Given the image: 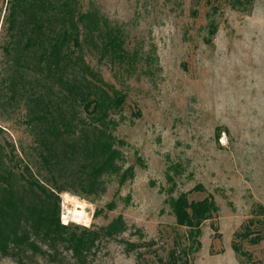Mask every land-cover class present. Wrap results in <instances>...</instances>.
Segmentation results:
<instances>
[{"label": "rangeland", "instance_id": "obj_1", "mask_svg": "<svg viewBox=\"0 0 264 264\" xmlns=\"http://www.w3.org/2000/svg\"><path fill=\"white\" fill-rule=\"evenodd\" d=\"M10 1L0 0L3 19ZM79 7L96 9L122 31V57L84 35L77 51L108 90L126 95L111 116L121 173L134 171L123 182L106 175V191L96 198L70 192L86 202L84 218L73 223L96 228L121 214L128 224L117 238L101 240L92 264H158L157 256L167 260L173 248L188 247V229L177 225L169 198L198 184L204 190L190 198L211 194L219 211L203 223L202 246L190 264H264V240L237 237L252 217H264V0L248 9L225 0H79ZM6 25L0 26V144L14 150L8 163L19 177L26 161L37 170L38 156L27 111L10 101L3 82L10 72L2 48ZM124 240L155 244L128 251ZM234 240L253 262L234 250ZM0 264L20 262L0 256ZM24 264L51 263L38 255Z\"/></svg>", "mask_w": 264, "mask_h": 264}, {"label": "trees", "instance_id": "obj_2", "mask_svg": "<svg viewBox=\"0 0 264 264\" xmlns=\"http://www.w3.org/2000/svg\"><path fill=\"white\" fill-rule=\"evenodd\" d=\"M225 1L242 9L252 4V0ZM10 2L5 19L0 6V26L7 23L8 34L2 48L10 63L3 82L9 85L10 101L23 104L27 111L25 122L35 135L38 161L36 171L26 161L17 177L8 163L14 150L8 152L0 144V256L14 257L20 264L38 255L51 264H92L101 240L117 238L128 224L121 214L96 228L65 224L60 218V194L96 198L106 191V175L117 174L123 182L134 171L129 167L121 173L122 152L113 133L117 122L111 116L123 106L126 95L108 90V83L77 50L84 35L115 59L122 57V31L96 9H80L79 0ZM215 32L212 23L210 33ZM203 190L198 184L169 198L177 225L188 229L191 243L181 250L173 248L167 260L157 256L158 264H190V255L201 248L202 225L219 211L211 194L190 198L191 191ZM238 236L254 244L263 241L264 217H252ZM122 242L128 251L155 244ZM233 248L253 262V255L237 240ZM143 257L138 254L140 262Z\"/></svg>", "mask_w": 264, "mask_h": 264}, {"label": "built area", "instance_id": "obj_3", "mask_svg": "<svg viewBox=\"0 0 264 264\" xmlns=\"http://www.w3.org/2000/svg\"><path fill=\"white\" fill-rule=\"evenodd\" d=\"M61 201V211H60V218L63 223L68 224L70 222H79L76 219H74L73 215V208H74V202L73 199L75 198L74 195H71L70 192H62L60 194Z\"/></svg>", "mask_w": 264, "mask_h": 264}, {"label": "bare ground", "instance_id": "obj_4", "mask_svg": "<svg viewBox=\"0 0 264 264\" xmlns=\"http://www.w3.org/2000/svg\"><path fill=\"white\" fill-rule=\"evenodd\" d=\"M73 202H74V208L72 212L74 215V219H76L77 221L80 219H83L85 216L84 206H86V202L81 199L79 200L76 198L73 199Z\"/></svg>", "mask_w": 264, "mask_h": 264}]
</instances>
